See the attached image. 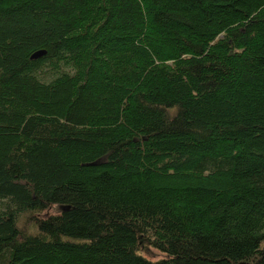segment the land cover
Instances as JSON below:
<instances>
[{"label": "trees", "instance_id": "obj_1", "mask_svg": "<svg viewBox=\"0 0 264 264\" xmlns=\"http://www.w3.org/2000/svg\"><path fill=\"white\" fill-rule=\"evenodd\" d=\"M0 264H264V0H0Z\"/></svg>", "mask_w": 264, "mask_h": 264}, {"label": "rangeland", "instance_id": "obj_2", "mask_svg": "<svg viewBox=\"0 0 264 264\" xmlns=\"http://www.w3.org/2000/svg\"><path fill=\"white\" fill-rule=\"evenodd\" d=\"M60 210H61L60 207L52 206V207H50V209L48 211L40 214L38 217L45 218L49 215L59 213ZM18 227L20 228L21 232H23V233L34 232L33 219L31 217H28V216H24V215L21 216L18 220ZM139 253L142 256H144L150 260H158V259H161L163 257V255L161 253H159L158 251L150 248L147 245H143V244H141V246H140V252Z\"/></svg>", "mask_w": 264, "mask_h": 264}, {"label": "water", "instance_id": "obj_3", "mask_svg": "<svg viewBox=\"0 0 264 264\" xmlns=\"http://www.w3.org/2000/svg\"><path fill=\"white\" fill-rule=\"evenodd\" d=\"M44 55V52H37V53H34L32 56H31V59L32 60H36V59H39L40 57H42Z\"/></svg>", "mask_w": 264, "mask_h": 264}]
</instances>
